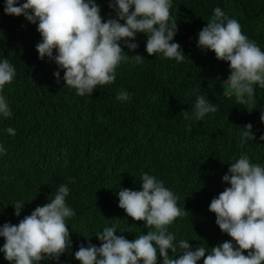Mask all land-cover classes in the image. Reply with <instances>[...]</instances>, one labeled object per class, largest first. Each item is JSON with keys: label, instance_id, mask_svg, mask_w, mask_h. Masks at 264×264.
<instances>
[{"label": "trees", "instance_id": "16d2710c", "mask_svg": "<svg viewBox=\"0 0 264 264\" xmlns=\"http://www.w3.org/2000/svg\"><path fill=\"white\" fill-rule=\"evenodd\" d=\"M96 2L105 21L115 15L108 0ZM4 3L0 0V61L7 59L16 76L2 93L12 115L0 114V145L7 150L0 154V225L17 224L67 184L66 204L76 213L66 219L72 246L59 261L40 264H80L74 258L79 245L87 246L85 238H90L99 246L94 235L106 226H115L116 234L129 240L147 233L144 222L133 221L118 207V190H141L142 174L148 173L187 210L168 227L176 236L174 244L185 239L193 248L201 244L210 251L230 240L216 225L209 205L230 186L222 177L242 154L264 166V141L259 139L264 135L259 119L264 89L254 86L248 108L237 105L223 83L228 64L196 44L198 32L220 7L264 51V0H172L170 13L178 26L173 42L181 45L185 60L149 56L146 36L137 34L135 51L122 47L124 55L139 54L143 61L121 62L114 83L97 86L85 96L65 88L64 72L54 60L38 58L36 45L42 37L37 25L22 15H6ZM58 70L59 81L53 75ZM210 83L214 87L209 88ZM121 89L130 94L129 100L116 99ZM196 95L205 96L218 110L202 121L186 120L184 111L192 116ZM249 123L255 139L241 143L242 127ZM8 127L16 130L15 136L7 133ZM17 202L24 203L19 217L14 215ZM3 243L0 237V247ZM0 264H9L2 252Z\"/></svg>", "mask_w": 264, "mask_h": 264}, {"label": "clouds", "instance_id": "9594fccd", "mask_svg": "<svg viewBox=\"0 0 264 264\" xmlns=\"http://www.w3.org/2000/svg\"><path fill=\"white\" fill-rule=\"evenodd\" d=\"M171 5L172 0H108L115 15L110 14L106 21L96 0H5L3 10L6 15H22L37 25L42 37L36 45L38 58L54 60L64 72L65 88L85 96L92 95L97 86L114 83L121 62L143 61L139 54L124 55L122 47L123 43L129 52L135 51L139 47L133 42L137 34L146 36L145 51L149 56L160 54L178 63L185 60L181 45L173 42L178 26L171 17ZM196 47L205 53L214 52L218 61L228 64L229 75L223 83L226 94L234 95L237 105L247 107L252 103L255 85L264 89V51L220 7L213 10L206 26L198 32ZM53 75L59 81L60 71ZM15 76L14 66L7 59L0 61V114L4 118L12 113L2 93ZM212 87L214 83L209 84ZM116 99L127 101L130 94L121 89ZM209 101L196 95L192 116L184 111L183 118L202 121L206 114L215 113L218 108ZM259 119L264 123V110ZM252 128L251 123L242 127L241 143L255 139ZM6 131L16 135L12 127ZM259 139L264 141V135ZM0 154H7L3 145ZM222 180L230 186L211 200L209 211L215 214L221 233L231 239L210 251L201 244L193 248L185 239L174 244L176 236L168 227L187 210L177 206L178 197L163 182L143 173L141 190L120 187L118 207L133 221L144 222L147 233L129 240L117 235L115 226H106L94 235L100 245L85 238L87 246L81 243L74 258L80 264H198L202 258L203 264H264V166L251 163L242 154L230 164ZM73 182L69 179V183ZM69 192L67 184H61L50 202L37 206L17 224L0 225V237L4 239L0 252L9 264L59 261L70 250L71 233L66 219L76 213L66 204ZM23 205L14 204L15 216H20ZM169 250L179 254L169 256Z\"/></svg>", "mask_w": 264, "mask_h": 264}]
</instances>
